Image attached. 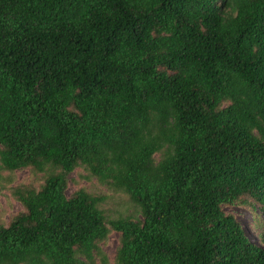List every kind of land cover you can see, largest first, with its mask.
<instances>
[{
	"label": "trees",
	"instance_id": "trees-1",
	"mask_svg": "<svg viewBox=\"0 0 264 264\" xmlns=\"http://www.w3.org/2000/svg\"><path fill=\"white\" fill-rule=\"evenodd\" d=\"M0 182V264H264V0H0Z\"/></svg>",
	"mask_w": 264,
	"mask_h": 264
},
{
	"label": "rangeland",
	"instance_id": "rangeland-1",
	"mask_svg": "<svg viewBox=\"0 0 264 264\" xmlns=\"http://www.w3.org/2000/svg\"><path fill=\"white\" fill-rule=\"evenodd\" d=\"M156 161L160 159L159 155L155 156ZM82 170H75L68 176L67 195H71L79 187H84L94 194L105 197V208L107 215L113 219L117 216L133 215V206L128 201L125 195L115 193L107 187L100 185L96 180L92 179L90 182L82 179L79 176ZM86 173H83V176ZM15 184L34 185L37 186L38 181L27 170L16 173ZM78 182V184H76ZM6 186L0 182V224H8L13 216L23 211L21 204L12 198L11 193L7 191ZM224 212L234 216L243 227L247 237L254 243L262 244V234H264V222L258 209L253 210L250 206H225ZM103 253L107 258L108 264H114L116 252L119 247V235L111 233L107 241L101 246ZM97 264H102L99 260Z\"/></svg>",
	"mask_w": 264,
	"mask_h": 264
}]
</instances>
